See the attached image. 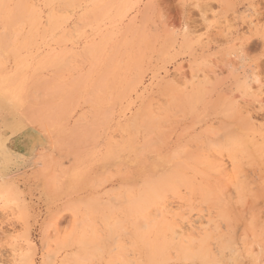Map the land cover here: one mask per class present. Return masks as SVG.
Here are the masks:
<instances>
[{"label": "rangeland", "instance_id": "1", "mask_svg": "<svg viewBox=\"0 0 264 264\" xmlns=\"http://www.w3.org/2000/svg\"><path fill=\"white\" fill-rule=\"evenodd\" d=\"M0 264H264V0H0Z\"/></svg>", "mask_w": 264, "mask_h": 264}]
</instances>
